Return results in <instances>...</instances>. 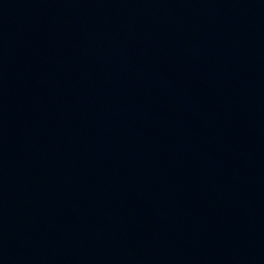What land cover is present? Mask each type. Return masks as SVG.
I'll list each match as a JSON object with an SVG mask.
<instances>
[{
	"label": "water",
	"instance_id": "95a60500",
	"mask_svg": "<svg viewBox=\"0 0 264 264\" xmlns=\"http://www.w3.org/2000/svg\"><path fill=\"white\" fill-rule=\"evenodd\" d=\"M0 264H264V0H0Z\"/></svg>",
	"mask_w": 264,
	"mask_h": 264
}]
</instances>
